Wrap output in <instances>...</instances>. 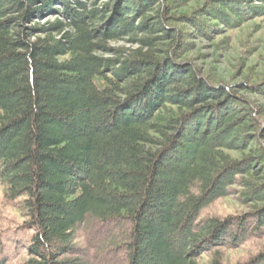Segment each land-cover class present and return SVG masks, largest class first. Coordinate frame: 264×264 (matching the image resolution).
<instances>
[{
	"label": "trees",
	"instance_id": "16d2710c",
	"mask_svg": "<svg viewBox=\"0 0 264 264\" xmlns=\"http://www.w3.org/2000/svg\"><path fill=\"white\" fill-rule=\"evenodd\" d=\"M55 1L0 0V183L31 230L26 264H86L67 254L78 228L94 225L92 257L121 249L124 264H143L153 249L165 264H201L206 253L222 264V249L264 228V101L240 94L264 96V73L236 87L177 57L189 36L236 28L264 4ZM41 10L61 19L31 24ZM125 38L136 48L108 46ZM235 183L252 211L197 221ZM168 229L182 249L162 239ZM261 262L264 253L240 264Z\"/></svg>",
	"mask_w": 264,
	"mask_h": 264
},
{
	"label": "rangeland",
	"instance_id": "374dc122",
	"mask_svg": "<svg viewBox=\"0 0 264 264\" xmlns=\"http://www.w3.org/2000/svg\"><path fill=\"white\" fill-rule=\"evenodd\" d=\"M78 1L86 5L87 8H91L101 7L108 0ZM202 2L203 0H188L187 4L178 8L176 12L189 11L194 7L200 6ZM258 2L264 4V0H256V3ZM54 6L57 5L54 4ZM56 19H61V14L47 13L41 10L31 19V24L46 25ZM184 25L186 26L183 30L184 32L191 30L188 25ZM219 28L221 32L212 38H204L198 35L189 36L193 45L186 51L181 49L178 52V60L191 62L198 69L200 76L211 77L217 81L216 83L224 82L237 87L246 82L250 84L256 82L261 74L264 73V15L251 18L233 29H225L222 26ZM108 46L111 48H136V45H131L127 38L109 41ZM98 54L103 57L113 56L111 51L107 53L102 51ZM240 94L250 99H255L257 102L264 101V96L252 95L245 91H241ZM76 125L89 128V123L86 125L83 122L81 123V121L78 124L76 123ZM246 153L244 150L243 154ZM231 155L240 157L241 153L231 152ZM257 175H259V172ZM239 176L244 177V175ZM3 189L4 186L0 183V257L9 256L6 264H26L25 247L31 230L25 227L26 218L20 213L17 200L6 199ZM243 189V186L239 183L230 185L227 195L214 199L201 209L197 221H201L205 217L224 220L228 217L235 218L252 211L254 204L243 201L240 196V191ZM166 199L165 201H168V198ZM153 222L155 226L161 224L158 218H155ZM250 222L246 223L245 229L247 231L252 230L250 228L253 222ZM165 230L162 239L168 241L167 243L173 251L177 248L182 249L184 247L182 244L183 239L179 237V233L170 231L171 229ZM101 234L102 232L95 225L78 228L76 231L77 239L74 241V252L67 254L68 257L81 259L89 264H101L100 255L102 254L106 261L103 264H124V255L121 249L112 250L109 253L102 252L99 256L94 254L92 257L93 248H89L88 243L97 244L95 239ZM96 235L98 236L96 237ZM148 250L146 257L144 256L143 264H165L166 258L163 253L159 254L158 251L155 250L154 252L153 249ZM262 253H264V228L259 231L256 230V232L252 230L247 239L240 245L235 248L222 249L221 256L214 257V259L218 258L222 264H240L249 262ZM211 258L212 255L209 253L202 254L198 258V263L207 264ZM259 264H264V262Z\"/></svg>",
	"mask_w": 264,
	"mask_h": 264
}]
</instances>
